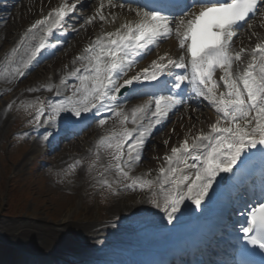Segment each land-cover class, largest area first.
Masks as SVG:
<instances>
[{"label": "snow or ice", "instance_id": "obj_1", "mask_svg": "<svg viewBox=\"0 0 264 264\" xmlns=\"http://www.w3.org/2000/svg\"><path fill=\"white\" fill-rule=\"evenodd\" d=\"M108 3L113 8L134 13L135 19L126 20L114 31L98 35L83 54L75 58L73 63L80 61L81 67L74 68L60 80L61 85L69 78L78 81L71 86V95L47 104L39 101L34 122L39 124L46 110L44 123H55L65 112L75 117L93 111L96 115L105 110L111 112L118 118L121 130L98 141V147L104 146L110 150L111 160L104 171L114 169L118 177L128 181L123 185L127 189L149 191L152 197L150 202L160 208L171 223L185 201H191L197 209L201 208L221 173H232L238 162L246 167L253 157L245 153L264 146V40L250 50L241 47L234 51L232 47L242 22L251 28L250 20L257 14L264 16V10L260 7L264 5V0H213L211 3L193 0L178 17L164 15L155 8L145 11L141 7H132L124 0L118 4L108 0ZM103 7L102 0L100 8ZM75 9V3H61L25 30L6 57V61L12 65L6 69L9 79L26 75V70L37 56L49 47V37L63 27L65 18ZM97 16L100 21L115 23L117 20L115 14L110 13L109 19L98 9L96 15L86 19L84 24H92ZM37 34L38 42L31 45V41L37 39ZM173 35L183 50L178 58L168 53L159 55L148 67L128 75L138 57L146 55ZM26 42L30 45L29 54L14 59ZM245 52H249L250 59L240 69L239 62ZM173 69L185 71L173 74ZM217 70L221 72L219 81L214 78ZM165 75L173 76L172 87L177 90L185 83L191 85L195 95L213 106L217 118L207 131L200 130L191 137V142L186 137L179 146L172 147L170 154L165 155L164 165L159 168L155 179L133 177L130 172L141 160L146 135L151 134L168 117L169 112L184 101L178 94L154 96L128 113L120 107L118 97L134 84L158 81ZM44 87L48 91L54 87L58 89L51 83ZM29 91L35 92L37 89L30 88ZM56 95H60L59 90ZM146 117L147 125L143 123ZM105 123V119L99 120L101 126ZM128 123L135 127L128 128ZM261 154L264 156V148ZM79 163L76 161L70 165L69 170L75 169ZM100 183L111 188L107 179ZM245 207L248 211L244 214L245 221L239 231L243 233L246 244L253 248L238 249L232 264H255L252 259L257 255L255 249L264 253V196L255 204L245 203ZM260 264H264V256Z\"/></svg>", "mask_w": 264, "mask_h": 264}, {"label": "bare ground", "instance_id": "obj_2", "mask_svg": "<svg viewBox=\"0 0 264 264\" xmlns=\"http://www.w3.org/2000/svg\"><path fill=\"white\" fill-rule=\"evenodd\" d=\"M53 2H57V4L60 5L64 2H70V0H21L20 2H18L17 8L11 11L12 14L7 19L8 22L0 27V68L3 67L0 72V82H3L1 83V86L3 85L4 87H11L13 84V79H9L6 75V69L10 68V66L7 65L6 57L10 54L11 49L19 40V37L22 36L25 30L30 26L26 25L27 19L32 18L36 15L37 18H42L43 16H45V14L48 13L50 4H52ZM103 3L104 7L101 9V2H97L94 11H91L92 13L89 11L90 13L88 12L87 17L89 18L90 16H95L97 10L99 9L109 19L110 13L115 14L117 16V20L115 21V23H110L106 21H100L97 16L96 19L92 22V24H87L81 29V36L95 34L94 38H96L103 32L114 31L116 27H118L121 23L125 22L126 20L135 19V14L128 12L126 9L111 7L108 3V0H103ZM25 21L26 23H24ZM253 30L254 31L252 33L250 32L251 34L246 35V37L244 38L245 44H249L254 40H257L258 38L261 39L262 37H264V29L256 31V29L253 28ZM90 42L88 44H90ZM75 43L77 44L78 42ZM74 46L75 45H72L71 49L74 48ZM68 48L69 47L67 46L65 48V51H67ZM19 51H23V46L21 47V49L18 50V52ZM24 51L22 52L23 56ZM182 52L183 50L178 47L176 41L174 39H171L165 43H162L159 47L153 50V52L149 54V56H147V60L139 64V66L134 68V71L128 75L131 76L136 72L140 71L141 69L148 67L151 61L157 59L159 55H164L165 53H168L173 58H178L179 55L182 54ZM81 54L82 53H78V55ZM72 58H75V56H73ZM72 58L69 59L68 62L72 60ZM62 60L63 58L53 60L44 67L46 72L44 73L45 76L41 75L39 79L40 85L43 86V88H45L44 86L49 83L56 86L58 85V72H63L67 69L65 64L61 65V63H63ZM173 72H175V69H173ZM143 82L134 84L133 87H131V91H135L138 88L144 90L145 88L142 86ZM55 89L56 87H54L52 91H48L45 88V92L50 93L53 92ZM147 100L149 99H141L139 102L136 103V106L144 103ZM3 105L4 104H2V102L0 101V111L4 109L5 112V107H3ZM209 107L212 108L211 105H209ZM126 108H129V106L127 105ZM213 111H198L195 108H183L179 114H175L172 117V125L165 132V136H177L175 130L172 129L173 126H176L177 128L187 127V135L189 134V131L194 129H196V133H198L200 130L207 131L209 125L214 123L217 118V113H215L214 108ZM3 113H0V132H3L4 129L8 127L10 121L9 116L6 117ZM89 137H92V135L82 138L81 140H79V142H77V144L71 145V147L81 148L82 145L85 146V144L88 142L87 140ZM187 138H189L191 142V137L188 136ZM182 142L183 141L178 142L175 146H179ZM159 146H161V144ZM39 148L40 144L38 141H36L31 148V154H34L37 150H39ZM245 155H247V153H245ZM161 163L162 165H164V160L161 159ZM58 164L60 166L62 165L60 162H58ZM159 168H155V163L147 162L144 174L148 177L156 178L158 176ZM223 175L224 173L220 174L212 189L217 190L220 187L218 184V180ZM129 196L130 197L116 199L114 203L111 204L108 211H106L105 215L99 214L97 216H100L99 218L94 217L93 213L90 212L91 210H88L85 211L84 214H81L83 215V217H79L75 221H70L68 220L70 214H68V212L66 211H63V214L58 217L59 220H61L62 218L63 219L58 224L51 226L52 224L50 223H42L40 229H38L40 230V232H33L31 229L28 228V225L25 222L17 224V226L12 225L11 227L5 226L4 228H1L0 235L2 237L12 239L17 245L23 246L32 251L44 249L46 251L53 252V254L57 253L61 256L70 254L75 257H77L78 253L80 252L86 254L89 257H92L94 254L106 251L108 252V254H110L107 256H112V253L115 249L123 247L122 245L127 242L126 234L124 233L122 235H116L117 231H123L128 227H133L132 230H138V233L134 236L132 235L131 237H139L141 233L162 236L168 230L165 226L166 224L164 223L166 214L164 218L146 217L145 219L140 220L134 219V217L130 216L129 220L127 221L110 223V220H114L115 218L121 217V215L124 213L132 215L133 213L143 212V209L147 203V194H140L139 197H131V195ZM154 208L156 209L157 207L152 204L151 209ZM61 212L62 209H58V213ZM176 216L178 215H175L174 218H176ZM150 222H155L157 226L160 227V229H154L152 228V226H146L147 223ZM31 226L36 229V226ZM80 231L86 232L87 235L83 236ZM90 235L94 236L92 237ZM20 237H23L22 240L19 239ZM110 240L114 241L109 243ZM125 245L126 244H124V246Z\"/></svg>", "mask_w": 264, "mask_h": 264}, {"label": "rangeland", "instance_id": "obj_3", "mask_svg": "<svg viewBox=\"0 0 264 264\" xmlns=\"http://www.w3.org/2000/svg\"><path fill=\"white\" fill-rule=\"evenodd\" d=\"M29 21L27 19V23ZM79 44L78 42L77 47ZM64 54H66V51L58 53L55 58L59 59ZM44 67H40L30 75L31 81H29V78L26 79L28 83L26 80L23 81L21 89L35 83L41 74L45 73ZM30 98L24 96L20 99L9 116L10 126L7 132L0 134V228L3 224L4 227H11L25 222L29 225L27 222H30L36 226L37 231H40L38 229L44 222L52 225L57 224L58 217L63 214V211L70 214L69 220L83 217L81 214H84V211L87 210H91L93 214L105 213L113 200L110 201L112 199L111 195H106L102 202L98 199V194H102L105 190V185L100 181L111 174L117 176L114 169H109L108 174L104 171L111 160L110 150L104 146L98 147L95 154L90 153L82 157L75 169L70 171L68 167H44V163L49 161L51 157L42 154L41 149L30 155L33 142L24 143L22 140H18L16 144L12 143L11 135L22 121V115L25 113L27 116L31 110L38 106V102L34 105V99ZM175 128L179 137H172V142H175L178 138H183L188 131L187 127ZM162 144L165 145V143ZM165 146L159 148L156 156L167 153V146ZM73 151L74 149L71 150V152ZM97 156H99V159H97ZM150 161L152 162L153 159H149ZM155 162L158 163V160H155ZM13 177L17 179H13ZM117 178L120 177L117 176ZM20 186H22V189H20ZM30 186L33 188L34 196L29 201L26 198L23 199L20 208L17 202L18 199H22L18 197L21 193L19 189L21 191L28 190ZM138 192L134 190L132 192L134 196L132 197H135ZM147 195L150 197L149 191H147ZM4 208L10 214L4 213ZM58 209H62V212L58 213ZM2 222L3 224H1ZM8 253L6 257L10 255V252Z\"/></svg>", "mask_w": 264, "mask_h": 264}]
</instances>
